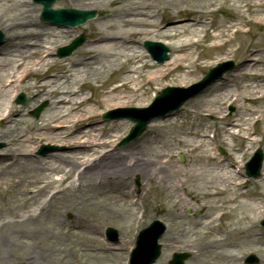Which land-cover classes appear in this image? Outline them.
Segmentation results:
<instances>
[{
	"label": "bare ground",
	"instance_id": "6f19581e",
	"mask_svg": "<svg viewBox=\"0 0 264 264\" xmlns=\"http://www.w3.org/2000/svg\"><path fill=\"white\" fill-rule=\"evenodd\" d=\"M59 1L84 10L114 8L96 24L88 26L92 30L98 28V31L70 61L56 59L52 47L54 40L67 34V31L39 23L38 9L32 7L29 0H0V30L4 33L0 44V118L6 121L5 126L0 128V140L8 144L5 157L0 156V185L9 186L6 199L0 203V216L12 219L0 224V240L9 236L5 235L9 227L15 229L21 241L27 236H37L35 242L22 241L26 248L20 251L23 259L20 264H69L65 258L77 249L83 253H101L107 256L106 260H110L109 254L113 255V249L103 239L102 220L94 218L103 217L99 213L101 204L96 200L98 196H103L130 203L128 208L121 207L115 212L128 221L135 204L132 188L126 181L128 175L139 173L149 180L158 179L159 187L176 193V205L181 210L187 207L192 195V190H187V184L191 185L195 176L208 173L202 167L207 168L211 158L206 152L200 153L196 158L200 169L183 170L163 161L166 152L158 145L159 140L179 136L176 140L178 145L191 152L202 149L209 143L206 136L210 133L204 114L208 113L213 120H226L223 116L225 108L223 111L222 107L231 96L238 103L242 101L245 104L239 103V115L221 124L217 136L224 134L232 140L246 141L250 139L253 121L264 126V37L253 40L249 38V29H245L256 22L264 26V0ZM230 3L234 6L236 19L216 23L213 18L215 11L224 9ZM160 9L167 10L173 17H179L183 12L196 15L193 22L160 33L169 41L164 43L171 46L174 52L173 58L163 67L150 64L147 56L135 46V38L145 35V28L160 24L157 19ZM206 16L208 19H204ZM210 28H214L213 34L208 33ZM200 35L213 41V52L209 56L202 57L195 51V47L203 41ZM197 37L199 39L195 40ZM254 42L261 44L259 49H247ZM243 47L246 49L243 50ZM238 55L240 59L233 78L219 83L211 100L202 99L193 106L191 114L198 120L197 123L173 120L165 125H153L152 138H147L148 143L135 150L131 146L111 149L114 141L108 133L103 139L97 133V126L89 130L81 128L97 117L94 107H127L136 102L143 106L148 100V85H158L173 73L180 75L175 81L190 82L197 65L203 67L210 61L215 62L222 57L236 58ZM54 67L63 71L50 73ZM114 72H120L119 82L110 85L107 76ZM88 84L99 87L100 96L96 101L85 97ZM147 89L150 92V87ZM19 91H26L32 101L50 100L49 113L39 121L28 123L24 108H19L12 101L13 95ZM124 121L115 122L108 130L115 132L117 137L122 136ZM48 133L55 134V137L50 134L48 138ZM43 138L62 143L66 151L50 154L44 159L35 157L29 144ZM251 142L254 140L251 139ZM10 155L15 162L4 167L3 160L10 159ZM211 157L216 160L215 163H222L216 156ZM154 165L159 167L162 177L152 174L148 168ZM239 176L236 169L228 167L213 170L209 180L200 178L202 184L197 191L211 185L212 190L203 192V197L214 200L220 195H227L225 203L228 201L235 205L233 208H237L242 203L228 192L236 191L239 195L244 194V198L249 194L242 191L244 184ZM257 185L264 188V168ZM182 190L185 197L180 194ZM56 202L61 206L54 207ZM33 205L35 207L31 209ZM50 207L53 208L50 210ZM71 211H79L72 224L64 218ZM221 211L224 210L216 208V213L205 223V227L217 222ZM221 216L223 219L227 212ZM253 231L252 226L238 230L237 235L244 232L249 239ZM77 234L84 235L83 245L70 242L72 235ZM236 240V236L229 241L224 235L218 240H210L206 235L202 238L198 257L203 256L204 264H232L237 259L232 250L238 247ZM37 241L41 245L40 250L30 247ZM0 248L3 247L0 245ZM57 257L64 259L62 261Z\"/></svg>",
	"mask_w": 264,
	"mask_h": 264
},
{
	"label": "rangeland",
	"instance_id": "374dc122",
	"mask_svg": "<svg viewBox=\"0 0 264 264\" xmlns=\"http://www.w3.org/2000/svg\"><path fill=\"white\" fill-rule=\"evenodd\" d=\"M31 2V0H29ZM29 2V3H30ZM38 9V21L42 25H46L47 27H51L54 29H61L67 31V34H63L61 38H57L54 40V49L55 56L56 52L60 47L66 46L70 44L76 37H78L81 34H84L86 36V42L83 46H81L79 49H77L72 55H70L67 58H64L62 60L70 61L72 60L76 55H78V51H80L81 48H83L86 44H88L92 38L95 35V31H98V28L96 29H89L88 26L90 24H96L99 20H101L104 16L107 15L109 10H112L114 8L108 7V9H99V8H91L93 10H96L98 12V17L95 20L89 21L85 25L76 27V28H67V27H59V26H53L47 23H44L40 20V13L42 10V7L38 4H34ZM54 8L59 7H71L70 5H63L60 3L59 0H57L56 4L53 6ZM90 10V9H89ZM166 11V12H165ZM234 10V6L230 3L228 4L223 10L220 12H217L215 14V21L216 23L225 22L229 19L233 20L236 16ZM195 14L192 13H181L179 17H173L172 14H170L167 10L160 9L158 13V22L160 23L157 27H148L145 28V35L136 37V48L140 53H143L147 56L146 50L143 48V42L144 41H155V40H161V41H167L165 37L162 36V32L166 31V29H171L173 27L187 24L190 22H193V17H195ZM161 26H163L164 30L161 29ZM3 32L2 30H0ZM152 31L156 33H152ZM149 32V34H147ZM214 33V28H210L209 34ZM3 34V33H2ZM249 38H252L253 40L260 39L261 37H264V26L261 25V23H253L251 25V32L249 33ZM3 38V37H2ZM199 39V37L194 38ZM169 42V41H167ZM256 42V41H255ZM254 44L250 45V50L255 51L254 49H259L261 44ZM213 41H211L209 38L202 41V44L195 47L196 52L200 53L202 57L209 56L213 50L211 49ZM1 44V41H0ZM248 46V45H247ZM167 47L170 49V60L174 56V52L171 46ZM246 47H243V50H245ZM58 57H56L57 59ZM148 61L150 64H155L157 67H163L166 63L159 65L156 62H153L152 59L147 56ZM59 59V58H58ZM240 59V56L238 55L235 57H222L219 60L215 62H209L208 65L205 66H194L195 73L193 75V79L190 82H184L179 83L180 81H175L176 79L180 78V75L178 73H173L170 76H168L166 79L161 80V82L158 85H148L147 88L150 87L151 91H155L160 93V91L166 87H188L192 84L200 81L202 77L206 74V72L211 69L212 67H215L216 65L224 62L233 61L234 67L233 69L224 74V76L221 78V80L215 82L208 88H206L201 94H199L194 99L189 100L179 111L170 114V116H167L166 118L156 119L152 123L148 125L145 132L135 141L120 145V142L127 136L129 133L130 128L133 126L131 122L124 121L125 122V130L121 131L122 136H116L115 132H110L108 129L111 125L117 123L119 120H112V119H103V115L111 110H114L116 108H96L94 107L97 117L93 120L87 121L84 123L81 128H85L86 130H89V128L93 126H97V133L99 135L103 136V139L106 138L107 133L109 136H112L110 139H112L114 142L110 146L111 149L119 150L124 149L129 146L133 150L137 147L144 146L148 143L147 138H152L154 135L152 133L151 127L153 125H165L169 121H177V122H186L189 123L195 122L197 123L198 120L195 118L193 114H191V111L193 106L201 101L202 99H208L210 97H213L214 95V89L218 87L219 83L224 81L226 78H233L234 72L237 69V64ZM63 71V69H59L57 67L51 68L50 73H57ZM120 72H114L112 76H107V79L109 80L110 85H115L119 82L118 75ZM102 80L100 81V85H102ZM148 91L147 98L150 99L152 97L151 91ZM220 88H223L221 86ZM85 97H92L94 101L99 99V87H94L91 84H88L86 87ZM25 95L26 102L23 105H19L16 103V99L14 100V103L19 108H24L25 110V117L27 119L28 123H33L36 121H39L41 118H44L50 110V100L46 98L37 99L35 101H32L29 99V96L25 92H20ZM19 93V94H20ZM236 93V92H235ZM237 94V93H236ZM232 97V96H231ZM230 97V98H231ZM228 100V102L223 105V108H225V112L223 116H225L226 120L222 119H216L213 120L212 117L205 113L203 118L207 121V124L209 127H217L223 123L232 121L237 115H239V107L240 105L245 104L244 102L240 101V105L237 101L232 100V98ZM211 100V98H210ZM149 101L146 99V103ZM46 103V108L43 111V113L38 117H33L31 114L33 110L38 107L39 105ZM145 104H142L143 106ZM229 104V105H228ZM232 104V105H231ZM129 107H142L137 102L133 105H129L127 107L122 108H129ZM231 107L234 108V111L231 112ZM121 108V107H119ZM5 120L1 117L0 118V128H3L5 126ZM80 128V127H79ZM256 134H253V132H250V139L243 141L241 139H229L224 137V134H221L217 140L216 145L218 147L222 148L226 152V156L228 157V161H226L224 164H217L215 163L216 160L212 159V146L210 147L208 143L199 150H196L194 152L189 151L187 148H184L178 143H176L179 136H172V137H165L163 139L159 140V146H162L163 149H165V154L163 157V161H166L167 164L177 165L181 167L183 170L186 171H192L200 169L198 164L196 163V158L198 154L206 152L208 156L211 158V162L207 163V168L202 167V170H205L208 172L204 176H195L194 182L191 183V185L187 184V190H192V195L189 197V205L181 210V207L176 205V193H173L171 189L163 188V186L159 187L157 184L158 179H148L142 176L139 173H135L133 175H128L126 178V181L128 183V186L133 189V198L136 196H140L141 201L144 202V205L146 207V211L144 210V217L142 219L135 217V212H137V207H133L131 211V216L128 221H124L119 217V215H116V210L123 208H128L130 203L119 201L115 199H106L105 197L101 196L97 198V202H100L101 204V210L99 213L103 214L102 218H99L95 216L94 218L102 220L103 224V236L104 241L112 247L113 249V255L109 254L111 259L106 260V255H102L101 253H98L97 255L91 254V253H83L80 252L81 249H77L74 252L69 253V258H65V260L68 261L69 264H126V261L129 258V249L130 247H133L135 245V239H133V235H136L138 230H141L144 227L149 226L154 220H160L164 224H166L168 230L166 234L163 236L160 243L163 246L162 253L160 258L156 261L155 264H168V261L171 259L174 252H188L191 254V258L186 262V264H204L205 259H203V256L199 259L198 255L200 253V250L202 248V238L207 235V237L210 240H214L217 238H221V235H224V237L228 238L229 241H232L235 236L237 238L238 247L232 249L236 255L237 259L232 264H244V259L248 257L251 254H255L259 259V264H264V228L260 225V221L264 218V214H262L261 210V200L264 199V188L262 189L261 186L257 185L259 179L261 178H250L249 181H247V189H245L243 192H248L249 194L244 198V194L239 195L236 191L230 190L228 192L229 195H233L239 199V201L242 203L237 208H233L235 205L232 203H229L228 201L225 203V198H227V195L224 196H218L214 198V200H211L207 197H203V192L212 190L211 185H207V188L204 190L197 191L199 186L201 187V179L203 178L205 180H209L211 178V175L213 173V170H218L224 167H231L230 165L233 164L234 166H238L242 168L244 178H246V173L244 169V165L246 162L252 157L253 151L260 146L263 149L264 152V126L261 122L255 125L254 127ZM219 131V130H218ZM51 133H48V138ZM113 136H115L113 138ZM51 137H55V134H51ZM143 138V139H142ZM251 139L255 141V143L251 142ZM170 140V141H169ZM0 143L3 145V147L0 149V156H4L5 149L7 148L8 144L5 141H1ZM163 143V144H162ZM52 145L57 147V150L48 152L45 155L39 153L40 147L43 145ZM214 144V143H213ZM29 146L31 149H33V154L35 157H39L40 159L48 158V155L53 153H63L66 151L65 145L62 143H55L54 141L48 140V139H40L37 142L30 143ZM218 150V149H217ZM146 151V150H145ZM216 150H214L215 152ZM184 156V162L180 161V156ZM10 159L3 160V166H10V162H15V158L10 155ZM36 159V158H34ZM64 167V165L62 166ZM154 166H148L149 169L152 170V174L158 175L157 177H162L160 174L159 167L157 166L155 169ZM264 168V167H263ZM60 173V172H59ZM62 174V173H61ZM54 177H58L57 174H54ZM243 178V179H244ZM137 182H139L140 186H138ZM9 186L6 184L0 185V203H2L8 193ZM232 189V187H230ZM184 190L180 191V194L184 196ZM54 207L61 206L59 202H56ZM34 205L31 207V209H34ZM53 207H50V210ZM216 208L218 210H225L227 212V216L224 217V219L221 221V224L218 222H215L211 227H205V223L210 220V217L213 216L216 213ZM140 211V209L138 210ZM79 211H71L69 213H66L64 218L66 221L72 224V221L74 220V217L76 213ZM141 216V213L139 214ZM11 218L0 216V224L3 221H10ZM45 222V221H44ZM43 222V223H44ZM45 225V223H44ZM254 228L253 234L250 236L249 239H246V234L244 232H241L238 234V230L252 227ZM108 228H114L119 233V241L117 243L111 242L108 240L106 235V230ZM68 230V228H66ZM223 232V233H222ZM6 234H9V236H4L0 240V245L3 248H0V264H20V262L23 261L22 255L20 251L24 248H26V245L22 243L24 241L25 243L35 242L37 240V236H27L21 240L18 239L17 232L14 228H7ZM127 236L126 240L124 239V236ZM85 237L83 234H77L72 235L70 238V242H74L76 244H84L85 243ZM21 241V242H20ZM6 246H3V245ZM30 246V245H29ZM32 249L40 250L41 245L39 241L35 243L34 246H30ZM108 255V256H109ZM58 259H64V257H57ZM56 259V257H55ZM58 262H55V264Z\"/></svg>",
	"mask_w": 264,
	"mask_h": 264
},
{
	"label": "water",
	"instance_id": "95a60500",
	"mask_svg": "<svg viewBox=\"0 0 264 264\" xmlns=\"http://www.w3.org/2000/svg\"><path fill=\"white\" fill-rule=\"evenodd\" d=\"M52 2H54V0H51V1H48V2H43V4H45V13H49L51 12V7L50 5L52 4ZM65 12V11H63ZM68 12V11H66ZM77 16L79 15L80 18L79 19H83V20H80L78 21L77 23H74V24H79V23H82V22H85L87 19L89 18H93L94 15L91 14V12H74ZM37 113H40V110H37ZM154 257H152L151 259H149L148 263L147 264H150L154 261Z\"/></svg>",
	"mask_w": 264,
	"mask_h": 264
}]
</instances>
